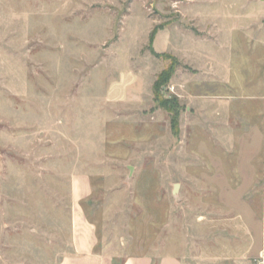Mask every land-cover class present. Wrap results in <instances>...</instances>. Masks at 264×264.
<instances>
[{"label":"rangeland","instance_id":"374dc122","mask_svg":"<svg viewBox=\"0 0 264 264\" xmlns=\"http://www.w3.org/2000/svg\"><path fill=\"white\" fill-rule=\"evenodd\" d=\"M76 176L115 264L254 257L264 0H0V264L71 253Z\"/></svg>","mask_w":264,"mask_h":264},{"label":"crops","instance_id":"0c3cea01","mask_svg":"<svg viewBox=\"0 0 264 264\" xmlns=\"http://www.w3.org/2000/svg\"><path fill=\"white\" fill-rule=\"evenodd\" d=\"M91 193L89 179L86 176H76L73 179V222L71 253L64 256L59 264H115V256L109 252L98 251L95 226L86 218L79 206V201ZM254 257L237 260L238 264H256L260 259L264 264V215L261 222L260 236ZM256 260V261H255ZM120 264H185L183 258L175 255H164L157 259L150 254L126 256Z\"/></svg>","mask_w":264,"mask_h":264},{"label":"trees","instance_id":"16d2710c","mask_svg":"<svg viewBox=\"0 0 264 264\" xmlns=\"http://www.w3.org/2000/svg\"><path fill=\"white\" fill-rule=\"evenodd\" d=\"M175 121H176V116H174L173 119H172V126H173V128H175Z\"/></svg>","mask_w":264,"mask_h":264},{"label":"built area","instance_id":"2783aa9c","mask_svg":"<svg viewBox=\"0 0 264 264\" xmlns=\"http://www.w3.org/2000/svg\"><path fill=\"white\" fill-rule=\"evenodd\" d=\"M262 263V261H261V259L256 263V264H261Z\"/></svg>","mask_w":264,"mask_h":264},{"label":"water","instance_id":"95a60500","mask_svg":"<svg viewBox=\"0 0 264 264\" xmlns=\"http://www.w3.org/2000/svg\"><path fill=\"white\" fill-rule=\"evenodd\" d=\"M176 188V187H175Z\"/></svg>","mask_w":264,"mask_h":264}]
</instances>
